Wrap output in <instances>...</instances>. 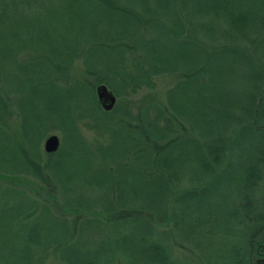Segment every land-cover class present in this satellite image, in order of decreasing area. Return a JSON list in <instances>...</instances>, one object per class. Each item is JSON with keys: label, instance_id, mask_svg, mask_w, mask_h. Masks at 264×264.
Wrapping results in <instances>:
<instances>
[{"label": "trees", "instance_id": "trees-1", "mask_svg": "<svg viewBox=\"0 0 264 264\" xmlns=\"http://www.w3.org/2000/svg\"><path fill=\"white\" fill-rule=\"evenodd\" d=\"M4 1L0 0V13L7 9ZM56 1L59 4L53 8L49 0H9V8L29 13V24L14 26L5 36L0 31V199L8 197L6 205L16 209V213L10 208L0 211V264H43L47 258H54L57 264H119L125 256L116 246L120 240L102 241L96 231L105 230L114 237L121 226L130 223L139 227L132 229L131 241L142 246L141 257L151 264H196L184 257L178 260L170 243L192 255L201 242L207 250L214 241L225 238L231 241L229 251H216L214 264H255L264 252V188L259 199L249 188L261 178L263 147L244 151L248 161L231 183L236 199L228 217L240 215L236 224L248 228V235L240 237L241 245L234 243L229 229L221 230V224L213 227L219 222L216 212L204 215L210 207L223 205L230 193L216 194L219 202L210 207L199 198L229 165L230 159L214 172L205 158L216 156L218 150L221 155L230 153L231 138L221 137L218 128L239 120L238 113L244 112V121L232 134L260 131L249 121L253 120L249 109L251 105L263 108L264 80L253 87L250 108L240 105V98L226 83L247 75L232 69L253 63L252 55L237 44L258 34V28L264 26L262 17L250 24L240 16V24H232V11H241L243 0ZM46 10L60 11L54 21L59 36L43 26L47 17L41 11ZM178 11H197L203 20L217 26L189 27L191 16H180ZM208 11L225 12L217 20L206 16ZM156 25L161 35L151 31ZM223 37L226 43L218 47L203 46V42ZM162 76L178 79L158 98L155 79ZM97 85H104L115 98L109 111L97 102ZM38 89L40 109L34 97ZM138 93H142L141 100L130 108L125 96ZM119 115L124 118L122 126L116 118ZM114 122L126 129L123 140L129 148L122 158L127 160L133 151L139 160L129 193L120 188L124 183L115 175L119 166L109 162L105 168V157L99 153L104 137L113 140L105 125ZM80 127L94 133L90 142ZM53 130L58 132L59 147L46 154L41 143ZM65 139L77 144L80 151L96 147L91 152L98 163L94 176L85 175L80 152L69 150L66 162L71 170L55 165L66 163L60 157ZM197 168L203 172L189 178L201 181L204 187L170 193L173 182ZM138 183L145 192L130 188ZM186 204L192 209L186 211ZM39 214L51 218L59 231L57 237L41 239L20 233L29 221L37 222ZM224 221L223 217L221 223ZM13 225L18 229L11 235ZM85 228H90V234ZM104 242L107 248L113 247L107 254L103 253ZM91 244L96 248L85 249Z\"/></svg>", "mask_w": 264, "mask_h": 264}, {"label": "rangeland", "instance_id": "rangeland-1", "mask_svg": "<svg viewBox=\"0 0 264 264\" xmlns=\"http://www.w3.org/2000/svg\"><path fill=\"white\" fill-rule=\"evenodd\" d=\"M49 1L51 4H53V8L59 4L56 0H49ZM5 3L7 5V9L5 11H1L0 13V28H1L0 31L4 33L3 34L4 36L6 33L8 34V32L10 33L14 26L21 27L23 25H26L27 23L29 24L28 21L30 20V15L27 11H19L18 9L9 8L10 7L9 0H5L4 4ZM48 6H49V3L47 1L44 4L45 9H48ZM2 10H4V7H2ZM8 10H11V11H8ZM41 12L45 13V16L47 17L46 21L43 23V26L46 29L50 30L51 32L54 31L55 35L59 36L58 31H57V24L54 21H57L58 17L60 16V11H47L46 10V11H41ZM151 12H154V11H151ZM195 12L197 11H178L180 16H185V17H187L186 15H188L189 17L191 16L190 18L192 20H190L189 27H196L198 25L203 26L206 24V26L209 27L207 29H210V28L217 26V23L212 22V24H210L208 21H205L202 19L204 18V16H198L197 14H195ZM224 12L225 11H208V14L206 16H212L214 18H217V20H220ZM32 13L37 14L39 13V11H32ZM240 16H243V20L248 21L250 24L252 23L256 24L255 22H256L257 17H262L263 22H264V0H243L242 10L232 11V19H233L232 24H240V22L238 21V17ZM30 24L35 26V24L32 22ZM50 28H52L53 31ZM157 28H160V26L159 25L154 26L153 28H151V31L156 30ZM258 29H259L258 34L256 36L249 35V38L247 40L245 39L244 42H239V44H237L238 47L245 49L252 55L253 63L252 65L243 64L241 68H237V69L232 66V69H235L234 70L235 74H237L240 70H242V71H245L247 75H244L243 78H239V79L236 77L233 80L234 82L232 83L230 82L226 83V88L230 90L232 93L234 92V94L238 98H240L239 99L240 105L242 106L247 105L248 108H250V105L252 104V98L250 99V96L253 93L252 92L253 87L258 84L257 83L258 81L264 80V40L262 42H259V40H262L264 38V26ZM154 32H157L159 35H161L162 30L158 29ZM214 38H217V37H214ZM223 38H220L221 40H212V41L210 40V43L206 42V44H204L203 42V46L206 49H209L211 45L213 47H218L220 44L226 43L225 42L226 39L225 38L223 39ZM197 39L200 40L198 36H197ZM253 39H255V42L253 41ZM39 53L43 54L42 51H39ZM225 62L226 63L224 64L223 67L226 68V66L228 65L227 60H225ZM253 74H256V75L258 74L257 78L254 77ZM248 76L251 77V80L248 78ZM177 79L178 77H175V76L173 77L172 76L171 77L162 76V77L155 79L156 89L154 93L157 95L158 98H161L164 91L170 88ZM66 88L68 89L69 86L67 85ZM35 93L36 94L34 95V97L37 100V107L40 109L41 97H40L39 89L38 91L35 90ZM141 97H142V93H138L136 95L135 94L127 95L125 96L126 104L130 105V108H132L133 105H135V103L137 104V102L141 100ZM250 100H251V103H250ZM261 109L260 110L262 112L259 110V106L254 108V106L252 105H251V109H249L250 110L249 115L253 117V120H249V121H253L252 124L254 126L259 127V130H260L259 132H256V131L248 132L245 130L244 132H236L232 134V132L239 126V123H242V121H244L245 114L244 112H240L238 113V116L240 117L239 120L231 124H228V125H221L218 128V132L221 137L226 138L229 135V137L231 138L230 142L228 143L230 145L227 146V147L230 146V153L221 155L222 150H218V154L216 156H205L208 164L210 165L211 169L214 172H217L220 166L223 163H226L227 160L230 159L227 169L223 170V173L220 175L219 179L216 180L212 185L211 183L207 185V188L203 192L204 196L203 197L201 196V198H199V202H202V204H204V202H208L209 203L208 207H210L213 203L217 204V202H219L217 201L218 195L216 194L227 195L228 193H230L229 198L227 197V200L224 201L225 203L223 202L224 203L223 205H221L218 209L215 207H210L207 210V212L204 213V215L205 214L210 215L216 212L217 214L215 215L219 217L220 223L218 222L216 225H213V227L216 226L217 228L221 224L220 225L221 230L224 231L225 229H227L228 231L229 229L232 235L230 237H232L234 243L238 245H241L240 237L242 235H246V236L248 235V228L242 229L241 226L236 224L238 223V221H241V218L239 217L240 215L237 216L239 218L235 217L234 215L233 217H230V218L228 217V215H230L233 209L231 202H233V200L236 199L234 190H231V183L236 181V178H234L235 173H237L236 171L240 170L241 166L245 165L246 162L248 161L244 151H247L250 147H256V148L263 147L264 149V105H263V108ZM116 118H119L121 124L120 123L116 124L114 122L113 124L105 125V129H107L108 132L113 134V140L109 142L108 140H106V137H104L103 143H102V146H103L102 152H99V150L97 151L101 153L103 157H105V163L103 164V166L105 165V168H109L106 165L109 162H113L114 165L119 166V169L117 170L115 175L117 176V174H119L121 181L124 183V185L122 184L120 188H126L127 193H129L130 189L128 188V186L133 181L132 177L134 175V172L138 171L139 160L137 158V155L133 157V155L135 154V152L133 151L127 160L126 159L124 160L122 158L123 156H126V151H127V148L129 147H127V144L123 140L124 133H125L124 131L126 129L122 128L121 126L123 125L124 118L121 117V115L116 116ZM79 130L82 133V135L85 137V139L88 142H90V140L93 138L94 133L82 127H80ZM57 134L58 132L56 130H53V131L48 132L46 137L49 135H56L58 137ZM134 139H135V144L138 143L139 136H137L136 134ZM64 141L65 143L64 145H62L63 147L60 151V157L64 158L66 162V156L67 154H69V150L76 151L77 155H78L77 152H80V154L83 155V163L86 166L85 175L89 178V175L95 174L96 173L95 170L97 169L98 163L95 157L91 155V152L96 150V147L95 148L85 147V151H80V150H77V144L72 143V141L68 142L66 141V139ZM225 149H229V148H225ZM66 163L55 162V165L61 167V170L64 167H66L68 171L71 170V168L68 167L70 162H66ZM79 169H84V168H79ZM202 172H203L202 169L198 170V168L195 170L193 169L192 173L188 170L186 172L187 177H184L182 178V180H179L177 182H173L169 186L170 193H177V192L179 193V192L189 190V189H194V188L197 189L198 186L201 185L200 184L201 181H198L196 179H190L189 177L193 176V174H200ZM260 175H261V178L256 179L255 182L251 183L250 184L251 187L249 188L251 194L254 195L256 199H259L260 194H261V189L264 188V184H263L264 183V161L261 163ZM35 186L36 185L32 187L35 188ZM37 186L46 188L44 187V185H37ZM202 187L204 186L201 185V188ZM130 188L133 189L135 193L145 192L144 189L141 186H139V183L136 184L135 186L131 185ZM245 194L247 196L249 195L248 192H245ZM7 200H8V197H5L4 199H0V211L2 210L4 211V210H7V208H10L8 207V205H6L5 201ZM192 207H193L192 205L186 204L185 210L189 211L192 209ZM204 208L206 210L205 206ZM10 209L9 210L11 211V213H16L14 212L16 209H13V208H10ZM233 214H237V212H233ZM223 217L225 219L224 224L221 223ZM16 228H17L16 225H13V227H11V229L9 230V233L13 235L18 229ZM89 229L90 228H85L84 232H86L87 234H90L91 230L89 231ZM132 229L136 230V229H139V227L133 226V224L131 223L129 225H123L121 226L119 233L115 234L114 237L111 236L113 234H110L109 232H105V230L101 232L99 229H97L96 235H99V236L101 235L102 241H105V239L111 240L112 238L120 240L116 246L124 250L125 256L120 258L119 264H151V262H146L141 257V254L143 253L142 246L134 241H131L132 235H133ZM19 231L23 236L32 237L35 234L37 237L41 239L44 236L57 237L59 235L58 228L54 225L51 218H49L48 216H45L44 214L43 215L39 214V218L37 222L29 221L27 224L23 225L22 229H19ZM19 231H17V233ZM129 233H131L130 237H126L128 236ZM149 240H150L149 242H151V238ZM214 242L216 243L215 246H214ZM214 242L211 245L214 247L210 246L209 249L207 250L202 248L204 243L199 242L201 246L198 248L197 251L193 252L192 255H190L183 248H176V246L173 245V242H171L170 244L172 245V247H174L172 250L173 255L177 256V258L179 257L178 260L180 261H182V258L184 257L185 261L186 260L193 261L196 264H205L206 261H208L210 264H214L216 251H221L223 253L228 252L229 251L228 243H230L231 241L228 238H225L219 243L217 241H214ZM103 246L105 247L103 249V253L107 254L110 250H113V247L107 248L108 246L107 242H104ZM184 246L185 245H183V247ZM95 248H96L95 245L93 246L92 244L85 245V249L87 250H93ZM76 249L79 250V248H76ZM3 251H13V250H6L5 248H3ZM261 259L264 260V252L261 256H259L257 259L254 260V263L257 260H261ZM43 264H57V261L54 258H47Z\"/></svg>", "mask_w": 264, "mask_h": 264}, {"label": "water", "instance_id": "water-1", "mask_svg": "<svg viewBox=\"0 0 264 264\" xmlns=\"http://www.w3.org/2000/svg\"><path fill=\"white\" fill-rule=\"evenodd\" d=\"M95 97L98 104L104 111H109L115 103L114 96L107 90L104 85H97L95 87ZM58 147L59 139L56 135L47 136L42 143V150L46 154L55 153ZM262 233L264 234V226L262 227ZM255 264H264V260H257Z\"/></svg>", "mask_w": 264, "mask_h": 264}]
</instances>
